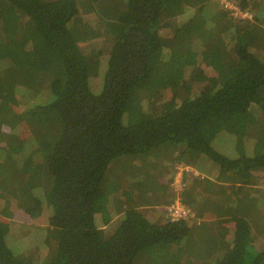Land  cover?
I'll use <instances>...</instances> for the list:
<instances>
[{
  "label": "trees",
  "instance_id": "16d2710c",
  "mask_svg": "<svg viewBox=\"0 0 264 264\" xmlns=\"http://www.w3.org/2000/svg\"><path fill=\"white\" fill-rule=\"evenodd\" d=\"M224 1L0 0V107L15 103L31 133L22 141L20 121L0 108V264L43 252V264H188L190 250L198 264H264V195L246 187L264 183V0ZM210 119L213 137L235 136L232 147L201 136ZM157 148L178 153L166 171L135 164ZM202 163L236 174L225 201L212 185L217 199L202 202L208 178L192 169L182 190L172 186L179 165L209 172ZM156 173V185L143 184ZM160 191L170 193L162 204ZM177 197L190 214L171 221ZM220 200L231 236L207 229L205 209L219 214Z\"/></svg>",
  "mask_w": 264,
  "mask_h": 264
},
{
  "label": "rangeland",
  "instance_id": "374dc122",
  "mask_svg": "<svg viewBox=\"0 0 264 264\" xmlns=\"http://www.w3.org/2000/svg\"><path fill=\"white\" fill-rule=\"evenodd\" d=\"M81 18H79L81 21L82 19H84L85 17L84 16H80ZM250 17V16H248ZM99 22V25L104 27L106 29V26H107V20H98ZM83 22V21H82ZM106 31H108L106 29ZM109 32V31H108ZM111 34V33H110ZM85 49V48H84ZM87 52V51H86ZM89 53H93V52H88V54L86 53V55L88 56ZM90 56V55H89ZM100 66H101V75H100V80L96 83L94 80L91 79V88L93 91L97 92L99 91V89L102 87V82H103V78H102V75L104 73V70H105V67H106V64H105V61H101L100 63ZM99 73V72H98ZM2 105V104H1ZM3 106V105H2ZM0 107L2 112H5L6 114L8 115H11L13 116V118L19 120L20 122H18V125H17V131H18V137L23 141V140H28L27 137H29V135H31L30 133V127L28 124L25 123V121H23L24 117L26 114H24L23 112L20 111V108L15 104V103H10L7 105V107L3 108V107ZM6 106V105H5ZM211 122H214L213 120H205L202 122L201 126H200V131H201V136L204 138V139H208V138H212L211 142L213 144V147H218L220 150H224V148H227V147H232L233 143H236V139H235V136L232 135V133L228 132L229 130H226L224 131L223 130H219V133L217 135H215L214 137L211 135L212 132H213V124H212V127L210 125ZM215 127V126H214ZM243 127V125H242ZM241 134V133H240ZM231 135V136H230ZM12 137V136H11ZM11 139H14L13 137ZM13 145H15L14 143H10V145H7L5 146V143L3 142V148L5 150H8L9 151V148L12 147ZM10 146V147H8ZM180 146H183V145H180ZM6 147V148H5ZM172 147V145H171ZM183 148V147H182ZM171 149V150H170ZM170 149H164L163 151L159 148L155 149L154 152L151 153L150 155V158L149 159H143V160H140L139 158H136L135 160V164H139V163H142L143 165L145 163H147V167H151V168H156L157 171H161V172H164L167 170L168 168V163L171 161V156L173 154L177 155L178 153H174L173 149L170 148ZM181 149V147L179 148ZM27 151V147L25 149H23V152ZM7 153V152H6ZM13 154V153H12ZM20 154V153H19ZM22 155V154H21ZM17 157H19L20 155H15ZM131 157L130 156H124L122 158H120L119 160L115 161L114 163L111 164V170L114 168V167H117L119 166L116 162H125L127 159H130ZM4 167H6V169L8 171H13L15 170V168L17 169H22L18 166V163L17 162H14V164H12L11 161H7V162H4ZM122 164V163H121ZM14 167H13V166ZM157 165H159V169L157 167ZM202 165L204 166V164L202 163ZM12 166V167H11ZM121 166H124V164H122ZM121 168V167H119ZM116 169V168H114ZM118 169V168H117ZM122 169V168H121ZM118 172V173H117ZM120 174L119 171H115L114 173H111L110 171V183L112 185H115L116 183V177L117 175ZM146 174V173H145ZM161 176V174L159 173H156L155 176H149L148 177V180L143 183V184H150L149 186L151 187V185H156V181H157V177ZM161 182V181H159ZM138 183H134L133 185L136 186ZM142 184V185H143ZM157 189H155L156 191ZM170 194V193H169ZM168 193L166 195L163 194V191H160L156 197L155 195L154 196H151L152 198L155 197V200H157L158 203L162 204V197L163 199L165 200V198L169 195ZM146 196V194H144ZM147 197V196H146ZM166 207V206H165ZM163 207V209L165 208ZM163 214V213H162ZM165 214V213H164ZM2 218V217H1ZM0 218V221L2 222H5L7 223L6 220L4 219H1ZM15 220H18L19 222H27V223H30L32 222V220L27 216L25 215L23 212L21 211H18L17 213H15V216H14ZM42 223V222H41ZM0 230H2V228L0 227ZM36 238L35 234L34 235H29V239H33V238ZM182 245L185 244V241H182L181 242ZM48 253V252H47ZM45 252H43L42 254L38 253L34 256L35 258V262L34 264H43V262L45 261ZM186 256L189 257V262L188 264H193V259L195 257V264H198L197 262V258L196 256L194 255V252H192L191 250L189 252H187L185 254ZM38 260V261H37ZM201 264H206V262H202Z\"/></svg>",
  "mask_w": 264,
  "mask_h": 264
},
{
  "label": "crops",
  "instance_id": "0c3cea01",
  "mask_svg": "<svg viewBox=\"0 0 264 264\" xmlns=\"http://www.w3.org/2000/svg\"><path fill=\"white\" fill-rule=\"evenodd\" d=\"M260 139H262V140H264V138L262 137V136H260ZM261 140V141H262ZM258 147H259V145H258ZM257 149V147L256 148H250L249 149V151H247V153L248 154H254V151ZM248 150V149H247ZM245 147H243V148H241L240 150L239 149H236L235 150V153H238V152H241V153H245ZM234 153V154H235ZM177 164H181V163H178L177 162ZM205 164V163H204ZM205 165H207L208 167H206V169L210 172H206V171H204L203 170V172H200V171H198L197 169H200V167L201 166H193V164H190L189 166L187 165L186 167L188 168V169H192L193 171H196V172H198V173H200V174H202V175H205L206 176V178H208L206 181H205V184H204V186L206 185V189L202 192V194H201V201L202 202H208V200L209 201H211V200H216L217 198H210L209 196H208V193H209V191H210V187L212 186V185H214L215 187L217 186V187H219L220 189H222L223 190V201H225L226 200V198H227V194H228V191H227V189H226V186L227 185H232V182H231V175L232 176H236V174L235 175H233L231 172H227V171H219L218 172V168L217 169H215V168H213V167H211V166H209V163H206ZM180 166V165H179ZM207 173V175L205 174V173ZM209 173V174H208ZM217 174H219V179L216 181V175ZM189 178L191 179V178H194V176L193 175H189ZM263 179H264V175H263V177H262ZM261 178H255V179H252V181L254 182L253 184H251V185H249V186H246V187H250V189H255V190H261L260 192H258V193H262L263 195H264V183H261L260 180ZM212 183H214V184H212ZM188 184H189V191L191 192V186L192 185H195V182L194 181H189L188 182ZM240 183H238V182H235L234 183V187H237L238 185H239ZM208 185V186H207ZM198 189H200L199 188V186H198ZM252 192H255L254 190H252ZM229 193H230V190H229ZM199 200V199H198ZM220 211L218 212L219 214H217V213H214L213 211H211V210H209V209H205V211L207 212H205V214H204V217L207 219L206 221H208V230H211L212 232H216V230H218V231H220V232H222V234L223 235H225V236H231L232 234H233V231H234V229H235V227H236V222H234V221H229V219H228V217L229 216H227L226 215V205L227 204H221V200H220ZM224 207L225 206V208L224 209H222V207ZM158 208H160V206H158ZM258 209L257 207H254V208H252V211H254L255 210V213H256V209ZM162 209V208H161ZM199 211H201L200 210V208H199V210L197 211V212H199ZM152 213H155V212H153V211H151ZM193 213V212H192ZM194 215V214H193ZM252 215H254V214H252ZM165 217V216H164ZM198 222V221H197ZM206 228V227H205ZM255 234V237L257 238V239H259V237L258 236H256V233H254ZM260 236H261V238L262 239H264V230H260Z\"/></svg>",
  "mask_w": 264,
  "mask_h": 264
},
{
  "label": "built area",
  "instance_id": "2783aa9c",
  "mask_svg": "<svg viewBox=\"0 0 264 264\" xmlns=\"http://www.w3.org/2000/svg\"><path fill=\"white\" fill-rule=\"evenodd\" d=\"M224 1V0H223ZM224 4L233 11L234 15L241 16V17H248L250 16L248 13H241L239 9L231 4L230 2H225ZM185 170H188L186 167L178 166L177 172L172 180V186L176 189L177 192L182 190L183 187V172ZM166 217L169 218L171 221H176L181 218H187L190 214V211L181 203V200L179 197H177L172 204L168 205L166 208Z\"/></svg>",
  "mask_w": 264,
  "mask_h": 264
}]
</instances>
